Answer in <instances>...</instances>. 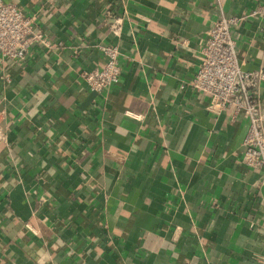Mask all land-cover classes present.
Here are the masks:
<instances>
[{"label": "crops", "instance_id": "crops-1", "mask_svg": "<svg viewBox=\"0 0 264 264\" xmlns=\"http://www.w3.org/2000/svg\"><path fill=\"white\" fill-rule=\"evenodd\" d=\"M52 48L0 58V264H261L264 173L242 164L247 121L189 84L209 0H2ZM264 0H222L247 71L264 72ZM115 30V34L112 30ZM119 49L97 95L79 74ZM258 96L264 115V80Z\"/></svg>", "mask_w": 264, "mask_h": 264}, {"label": "built area", "instance_id": "built-area-1", "mask_svg": "<svg viewBox=\"0 0 264 264\" xmlns=\"http://www.w3.org/2000/svg\"><path fill=\"white\" fill-rule=\"evenodd\" d=\"M209 1L216 9V19L206 32L199 65L189 87L207 96L206 109L212 115L225 114L230 121L238 117L247 121L241 161L248 169L264 173V115L256 95L264 80V72L245 70L237 56L233 31L243 18L227 16L222 0ZM250 16L258 18L264 30V3L258 5ZM115 30H112L113 34ZM34 46L51 49L53 45L37 30L35 16L28 17L15 5L0 0V58L22 61ZM97 49L104 59L103 66L82 70L79 76L89 92L100 95L119 83L122 67L116 45L102 44Z\"/></svg>", "mask_w": 264, "mask_h": 264}]
</instances>
